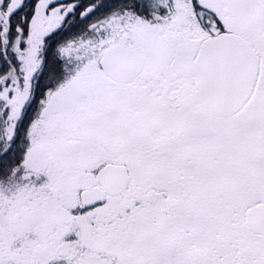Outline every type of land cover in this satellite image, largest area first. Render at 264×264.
Segmentation results:
<instances>
[{
  "label": "snow or ice",
  "instance_id": "obj_1",
  "mask_svg": "<svg viewBox=\"0 0 264 264\" xmlns=\"http://www.w3.org/2000/svg\"><path fill=\"white\" fill-rule=\"evenodd\" d=\"M0 264H264V0H0Z\"/></svg>",
  "mask_w": 264,
  "mask_h": 264
}]
</instances>
